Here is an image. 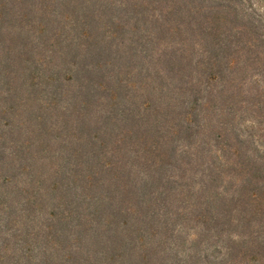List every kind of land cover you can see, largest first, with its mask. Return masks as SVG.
Masks as SVG:
<instances>
[{"label": "trees", "instance_id": "trees-1", "mask_svg": "<svg viewBox=\"0 0 264 264\" xmlns=\"http://www.w3.org/2000/svg\"><path fill=\"white\" fill-rule=\"evenodd\" d=\"M0 264H264V0H0Z\"/></svg>", "mask_w": 264, "mask_h": 264}]
</instances>
